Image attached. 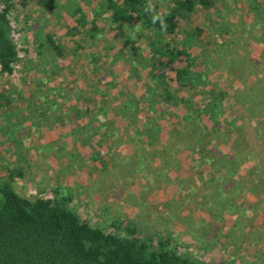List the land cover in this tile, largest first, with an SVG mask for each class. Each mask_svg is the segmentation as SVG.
<instances>
[{
    "label": "rangeland",
    "instance_id": "obj_1",
    "mask_svg": "<svg viewBox=\"0 0 264 264\" xmlns=\"http://www.w3.org/2000/svg\"><path fill=\"white\" fill-rule=\"evenodd\" d=\"M11 1L18 60L0 79L12 99L0 107V175L22 168L15 192L56 189L91 226L122 235L130 221L197 262L264 264V0L256 11L252 0H215L200 22L194 17L200 40L173 39L208 81L186 98H202L203 112L182 122V106L170 118L168 104L148 106L156 89L145 43L109 22L103 0H50V11ZM80 9L103 26L92 40L69 34ZM45 33L61 45L60 58L38 47ZM200 166L204 177H193Z\"/></svg>",
    "mask_w": 264,
    "mask_h": 264
},
{
    "label": "trees",
    "instance_id": "obj_2",
    "mask_svg": "<svg viewBox=\"0 0 264 264\" xmlns=\"http://www.w3.org/2000/svg\"><path fill=\"white\" fill-rule=\"evenodd\" d=\"M18 2L21 6L32 2L45 11L52 9L50 0ZM252 2L250 11H256L264 1ZM147 3L148 0H103L98 3V8L106 11L110 23L125 25L143 39L147 69L156 89V97L150 96L148 106L168 104L164 111L168 118L176 117L177 108L182 106L184 111L176 119L181 122L193 114L199 118L203 112V105L200 106L203 99L193 103L186 98L194 95L208 81L204 79L196 55L173 39L183 32L188 39L195 37L200 40L204 31L194 17H198L200 22L201 16L213 8L215 0H152L156 11L166 20V30H161L159 23L152 24L150 14L144 11ZM12 7L11 0H0V79L13 74V66L18 60V48L12 38L8 17ZM99 10L93 6L89 13L96 16ZM73 20L75 25L68 28L69 34L85 33L90 40L103 28L95 19L88 20L81 9L76 11ZM164 37L168 40L164 41ZM37 45L47 48L53 58L63 55L61 45L51 33H45ZM208 94L212 96L215 91L208 89ZM79 100L84 102L85 99L79 97ZM11 101L0 81V107L9 109ZM78 101L75 105L79 104ZM98 111L103 112L102 109ZM4 115L8 117L6 112ZM200 122L206 123V116ZM143 131L147 137L148 128L144 127ZM82 144H87V141H82ZM261 144L264 146V142ZM197 151L201 149H194L191 154L198 155ZM211 169H215L214 177L219 170L215 165H211ZM202 170L193 177H204ZM20 177L22 168L12 166H4L0 175V264H207L179 252L170 237L139 233L138 227L130 221L123 223L122 235L93 227L86 218L66 205L67 198L58 195L56 189L51 190V196H22L12 187V182ZM111 225L118 228L119 222L112 220Z\"/></svg>",
    "mask_w": 264,
    "mask_h": 264
},
{
    "label": "clouds",
    "instance_id": "obj_3",
    "mask_svg": "<svg viewBox=\"0 0 264 264\" xmlns=\"http://www.w3.org/2000/svg\"><path fill=\"white\" fill-rule=\"evenodd\" d=\"M145 13L150 14L151 22L153 25L159 23L161 30H166L167 24L165 18L156 11L155 5L152 3V0H148V3L144 8Z\"/></svg>",
    "mask_w": 264,
    "mask_h": 264
}]
</instances>
